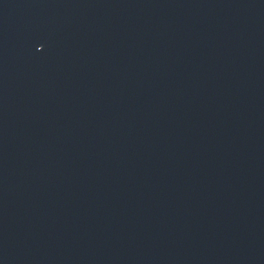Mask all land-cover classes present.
Masks as SVG:
<instances>
[{
  "label": "water",
  "instance_id": "obj_1",
  "mask_svg": "<svg viewBox=\"0 0 264 264\" xmlns=\"http://www.w3.org/2000/svg\"><path fill=\"white\" fill-rule=\"evenodd\" d=\"M0 264H264V0H0Z\"/></svg>",
  "mask_w": 264,
  "mask_h": 264
}]
</instances>
